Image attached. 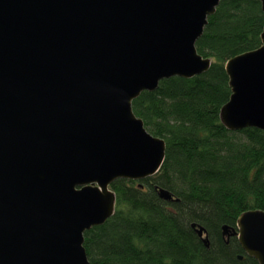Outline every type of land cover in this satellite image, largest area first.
<instances>
[{"label":"water","instance_id":"1","mask_svg":"<svg viewBox=\"0 0 264 264\" xmlns=\"http://www.w3.org/2000/svg\"><path fill=\"white\" fill-rule=\"evenodd\" d=\"M220 1L0 0V264H92L85 233L114 214L110 185L156 174L166 156L132 102L209 69L195 45ZM224 67V127L264 130V27ZM222 235L264 264V210Z\"/></svg>","mask_w":264,"mask_h":264},{"label":"trees","instance_id":"2","mask_svg":"<svg viewBox=\"0 0 264 264\" xmlns=\"http://www.w3.org/2000/svg\"><path fill=\"white\" fill-rule=\"evenodd\" d=\"M218 5L195 45L212 59L209 69L165 78L132 102L146 130L164 139L166 156L156 174L110 185L114 214L85 233L92 264H258L222 227L264 210V130L229 131L219 113L231 94L224 65L261 45L264 13L258 0ZM156 187L177 201L160 198ZM193 223L206 228L209 247Z\"/></svg>","mask_w":264,"mask_h":264},{"label":"rangeland","instance_id":"3","mask_svg":"<svg viewBox=\"0 0 264 264\" xmlns=\"http://www.w3.org/2000/svg\"><path fill=\"white\" fill-rule=\"evenodd\" d=\"M237 237V236H236Z\"/></svg>","mask_w":264,"mask_h":264}]
</instances>
